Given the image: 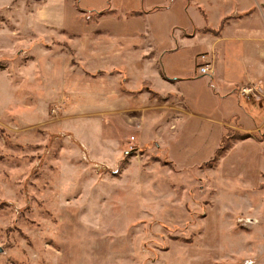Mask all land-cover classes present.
Masks as SVG:
<instances>
[{
    "label": "rangeland",
    "instance_id": "rangeland-1",
    "mask_svg": "<svg viewBox=\"0 0 264 264\" xmlns=\"http://www.w3.org/2000/svg\"><path fill=\"white\" fill-rule=\"evenodd\" d=\"M53 1L0 0V264H264V206L258 231L251 217L225 222L258 203L246 180L219 183L210 214L209 194L192 189L203 154L181 143L180 125L171 134L143 97L129 100L131 114L97 111L113 98L78 70L131 59L129 89L145 77L158 85L147 57L176 35L159 32L170 1L57 0V28L42 21ZM185 91L204 96V81ZM178 157L188 172L162 167Z\"/></svg>",
    "mask_w": 264,
    "mask_h": 264
},
{
    "label": "crops",
    "instance_id": "crops-1",
    "mask_svg": "<svg viewBox=\"0 0 264 264\" xmlns=\"http://www.w3.org/2000/svg\"><path fill=\"white\" fill-rule=\"evenodd\" d=\"M169 1L162 9H158L163 18L159 24V32L167 36L176 32V35L171 44L162 47L156 54L152 50L147 57V63L157 67L154 76L158 85L145 77L141 80V90L134 92L129 89V66L134 64L131 59L127 62H113L106 71L102 70V66L89 71L79 62L82 69L78 70L83 76L86 73H97L93 78L97 77L101 81L103 95L109 93L110 98H113L107 101L108 108H97V111L127 113L132 109L129 108V100L136 98L139 101L143 97L148 108L162 114V122L166 121L167 130L171 134L175 132L178 137L180 125L181 143L198 145L199 152L203 154L197 166L206 176L198 177L192 189L198 185V190L209 194V199L205 198L208 201H204V204H208L210 214L213 207L212 196L217 192L219 183L224 186L229 184V180H246V184L242 185L250 188L248 193H255L258 203L248 200L247 204H243L245 207L238 208L235 216H230V221L225 222L233 223L232 221L240 218L251 217L259 226L262 222L260 216H263L259 205L264 206V1L232 0L227 6L224 0H204L207 5L201 0H180L182 12H173L178 0ZM212 2L219 9L216 23H212L210 19L208 4L213 5ZM57 3L54 0L52 5L43 8L42 21L45 25L52 26L54 17L62 15L64 8L59 9ZM59 24L60 21L57 20L53 26L57 28ZM193 49L192 58L196 71L188 73L187 64H190ZM72 50L76 55V50ZM125 50V44L121 43L119 48H114V53L122 56ZM40 51L42 55L51 52L47 49ZM200 67H208L211 73L201 75ZM71 68L74 69L73 66ZM201 81H204V96H193L194 94L185 91V86ZM144 84H148L151 91L162 97L170 96L169 100L163 104L151 100ZM247 87L255 88V94H242V90ZM135 94L137 97H134ZM229 130L248 134L249 137L234 141L216 163L208 165ZM158 148L160 149L159 145ZM176 160L165 161L166 165L162 167L176 175L189 171L188 165L182 164L180 157ZM173 189L185 191L184 186L173 185ZM230 214L229 212L225 216ZM257 224H252V232L258 231L255 229Z\"/></svg>",
    "mask_w": 264,
    "mask_h": 264
},
{
    "label": "trees",
    "instance_id": "trees-1",
    "mask_svg": "<svg viewBox=\"0 0 264 264\" xmlns=\"http://www.w3.org/2000/svg\"><path fill=\"white\" fill-rule=\"evenodd\" d=\"M144 87L150 93V99L156 100L160 104L165 103L170 98V96L169 97L168 96L162 97L159 94H157L156 92L151 91L148 84H144ZM248 137H249L248 134H242V133H238V132H234V131L229 130L227 132V134L223 137L221 144H220V147L217 150L215 157L208 163V165H213L214 163H216L217 159L219 157L223 156L227 152V150L230 149V147L234 141L244 140V139H247Z\"/></svg>",
    "mask_w": 264,
    "mask_h": 264
},
{
    "label": "built area",
    "instance_id": "built-area-1",
    "mask_svg": "<svg viewBox=\"0 0 264 264\" xmlns=\"http://www.w3.org/2000/svg\"><path fill=\"white\" fill-rule=\"evenodd\" d=\"M199 73L201 75H208L209 73H211V71L209 70L208 67H200L199 68ZM256 90L253 87H247L245 89L242 90V94L246 95V94H255ZM247 221V220H246ZM246 221H241V223H246ZM250 223V221H249ZM257 223V221L254 220V222H252L251 224Z\"/></svg>",
    "mask_w": 264,
    "mask_h": 264
}]
</instances>
